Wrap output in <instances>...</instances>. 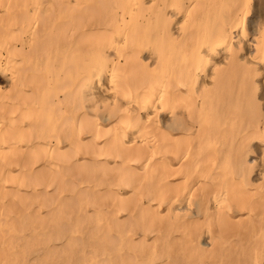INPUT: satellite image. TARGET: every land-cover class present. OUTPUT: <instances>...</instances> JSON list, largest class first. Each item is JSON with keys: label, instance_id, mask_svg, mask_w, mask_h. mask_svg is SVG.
<instances>
[{"label": "bare ground", "instance_id": "6f19581e", "mask_svg": "<svg viewBox=\"0 0 264 264\" xmlns=\"http://www.w3.org/2000/svg\"><path fill=\"white\" fill-rule=\"evenodd\" d=\"M251 8L252 0H0V199L16 185L9 205L23 217L35 204L65 226L77 216L122 264L144 253L146 264H231L239 253L261 264L264 17L250 34ZM47 186L56 194L48 203L22 192ZM41 217L31 221L41 226ZM139 229L146 242L135 243Z\"/></svg>", "mask_w": 264, "mask_h": 264}, {"label": "rangeland", "instance_id": "374dc122", "mask_svg": "<svg viewBox=\"0 0 264 264\" xmlns=\"http://www.w3.org/2000/svg\"><path fill=\"white\" fill-rule=\"evenodd\" d=\"M263 17L264 0H252L251 13L248 17V31L250 34L254 32L255 25L258 21L260 22L261 19L263 20ZM251 52H253V48L249 46L242 54L243 56L248 57L251 55ZM143 57H145V60L148 58L146 53ZM103 83L105 85V82ZM0 86L2 88L6 87V82L0 79ZM36 137L37 136L34 135L28 139L32 141L31 144L36 142ZM83 143L85 145H93L92 140L88 138H85ZM18 169L19 168H13L15 172L17 171L16 176L20 177ZM6 171L7 164L0 162V180L3 177L1 176L2 172L5 173ZM75 187L77 188L78 193H81L82 189L86 188V185L82 187H77V185H75ZM7 188L9 189L8 194L5 195L3 199H0V264H122V254L119 255L113 253L108 246L99 245L98 237L93 233V231L91 232L90 226H81L80 228L77 216L73 217L71 221L67 223V226H65V221L56 217L57 214L55 212H51L49 210L47 212L46 209H40L37 204H35L34 208L31 207L29 209V216L23 217V212H19L20 210L18 209L17 204L9 205L10 202L13 203L12 201L14 199L16 201L19 199L17 193L15 192L18 189V186L9 185ZM22 192L25 196L37 194L39 200L45 203H48L51 199L56 198L54 187L51 188V186H47L45 188H35L33 192L31 189H27L26 192L22 190ZM63 197H66L67 203L73 200L71 195H64ZM86 208L88 209L87 216L89 218H96L98 216V213L94 208ZM152 208L154 211L161 210L163 213L166 212L165 204H161V208L158 209V204L153 203ZM101 211L105 213L108 210L102 209ZM35 214L42 215L41 218L43 222L41 223V226L46 227L33 224L31 219ZM106 214L108 213L103 215ZM117 218L122 226L127 227L129 225V223H127L129 218L127 212H120L117 215ZM20 221H23V223L21 224ZM116 229H118V227H116ZM60 230H62L63 234L59 236L58 233ZM165 230H167V228L162 231ZM138 231H135L136 233L133 232L136 234L134 238L135 243L146 242L147 240L144 236V232L140 229ZM8 235H11V238H9ZM116 236L117 232H114L113 230L112 237L116 238ZM74 243L78 245L77 249L79 252L75 257H72L74 255L72 253L69 254V251L71 244ZM152 243L153 236L149 238L148 245H152ZM179 243L185 244L186 242L170 241L171 247H174ZM204 243H208L207 237H204ZM246 253H248L246 255L249 257L250 251H247ZM114 255H117L118 257L114 259L116 262L113 260ZM242 255L243 257L241 258ZM77 259L78 261L76 262ZM243 259H247L244 254L239 253L236 256L234 255L231 264H253L251 262H245ZM145 260H147L146 253L142 254L137 261L134 262V264H146ZM235 260L238 262L236 263ZM169 264L172 263L170 262ZM261 264H264V261H262Z\"/></svg>", "mask_w": 264, "mask_h": 264}]
</instances>
